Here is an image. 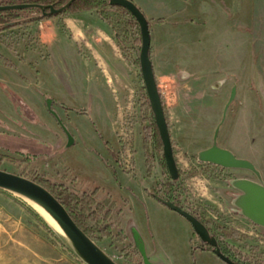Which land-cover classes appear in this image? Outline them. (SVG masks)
<instances>
[{"label":"rangeland","instance_id":"1","mask_svg":"<svg viewBox=\"0 0 264 264\" xmlns=\"http://www.w3.org/2000/svg\"><path fill=\"white\" fill-rule=\"evenodd\" d=\"M210 1V15L214 16L210 31L202 33L201 28L199 34L194 26L180 27V56L177 46L164 37L150 47L184 188L180 207L192 214L205 213L214 228L231 232L233 238L224 242L235 260L264 264V229L230 205L236 191L228 180L254 175L196 158L198 151L211 145L230 90L236 85V97L217 143L236 157L250 160L264 174V0ZM86 12L98 16L95 10ZM82 13H61L0 31V55L14 65L12 69L0 60V169L14 174L34 170L82 190L97 185L98 198L107 191L117 199L126 197L128 204L122 207L126 215L121 220L126 240L134 244V229L138 230L147 251L154 255V264H227L202 250L199 237L184 217L152 201L151 194L165 198L164 184L170 176L165 163L161 164L162 145L145 138L148 122L142 121L140 99L143 82L139 65L134 63L140 49L136 41L139 29L120 12L108 9L110 24L98 16L116 43L119 57L105 66L104 74H90L89 70L83 78L75 52L87 60L89 49L72 41V29L74 34L87 28L96 30V17L93 13L83 14L82 19L74 17ZM147 19L151 33L160 23L155 22L158 18ZM61 38L68 41L66 49L60 45ZM49 42L52 46L57 43L62 58L56 56L57 49H49ZM59 64L68 71L63 72ZM45 98L67 108L52 105L74 137L68 148L67 137L47 111ZM104 139L110 141L109 150ZM10 194L15 199L0 193V264H86L66 236L27 200ZM26 208L38 214L51 232ZM86 223L94 224L91 220ZM98 243L117 264H140L137 248L138 254L125 258L117 254L121 244L111 238Z\"/></svg>","mask_w":264,"mask_h":264},{"label":"water","instance_id":"2","mask_svg":"<svg viewBox=\"0 0 264 264\" xmlns=\"http://www.w3.org/2000/svg\"><path fill=\"white\" fill-rule=\"evenodd\" d=\"M73 1L74 0H69L59 8H54L53 5H48L46 7H48L49 11H43V15L56 16L61 14L72 4ZM109 5L123 7L131 14L135 22L138 24L140 34V49L138 55L140 75L162 144L164 163L169 176L171 179L175 180L178 178L179 172L173 156L170 133L153 70L152 60L149 56L151 36L148 19L132 0H109ZM29 6V4L2 5L0 6V11L8 9H23ZM40 7L44 10L43 6ZM214 87H218L217 82L214 84ZM235 97L236 85L232 86L230 90L227 102L223 107L221 118L213 131L211 145L198 151L196 158L198 162L210 163L223 169L248 171L254 175V178L234 177L228 180V185L236 191L230 200V205L240 216L248 219L254 226L264 229V180L260 170L250 160L236 157L229 149L223 148L217 143L220 128L226 119L227 111ZM50 102L51 99L46 98V105L48 108H50ZM51 112L56 116L57 121L66 134L67 142L65 148L70 147L74 143V137L62 124L56 113L52 110ZM0 189L16 194L20 197L28 198L42 207L58 224L63 234L69 240L73 251L86 264H117L111 256L104 252V250H102L74 222L63 204L41 184L21 175L0 169ZM154 197L164 206L184 217L189 222L200 241L210 246L216 257L227 264H234L221 252L216 238L210 234L203 222L196 218L192 213L184 210L173 202L159 196ZM133 239L134 244L138 248L142 257L143 264H154L148 258L144 243L136 232L133 234Z\"/></svg>","mask_w":264,"mask_h":264},{"label":"trees","instance_id":"3","mask_svg":"<svg viewBox=\"0 0 264 264\" xmlns=\"http://www.w3.org/2000/svg\"><path fill=\"white\" fill-rule=\"evenodd\" d=\"M69 0H0V6L2 5H13V4H29L30 6L23 9H8L4 11H0V31L5 30L7 28L27 24L38 20H44L46 18L52 17L48 15H43V11H49L48 5H53L54 7H61L66 4ZM40 6L44 7V10ZM227 10L229 6H226ZM113 10L115 12H120L128 17V23L139 29L138 24L135 22L134 18L131 14L121 6H110L109 0H74L72 4L63 12L67 13H79L95 10L100 17V19L106 23H112L111 17L108 15L107 11ZM156 23H164L166 20L164 18H158L155 20ZM149 30H150V20H148ZM117 44L120 46L119 35L115 36ZM136 41L140 42V39L137 38ZM123 49V47L121 48ZM149 56L151 59V49L149 50ZM0 60L8 67L14 68L13 63L7 58L0 55ZM136 65H139L138 60L136 59L134 62ZM21 78L28 82V80L21 76ZM158 86V84H157ZM159 93L161 95L162 105L164 108V114L166 121L168 123V114L165 106V102L163 96L161 94V90L159 89ZM141 112H142V121L148 124L145 126L146 136L145 138L148 140L157 141L158 145H162L159 139L158 131L156 125L154 123L153 114L150 109L149 101L145 94V89L141 87ZM148 130V131H147ZM104 144L107 145V149L109 150L110 141L108 139H104ZM118 161V160H117ZM161 164L164 165V161H161ZM6 171L5 169H1ZM23 177H26L30 180H33L46 189H48L66 208L70 216L73 218L74 222L102 249L103 247L99 245V240L104 238H111L112 240L121 244L118 249V256L129 258L136 253V246L126 240V236L123 232V228L121 226V220L123 221V217L126 214H122V207L128 204V200L126 197L119 196L118 199L112 194V192L107 191L102 198H98L97 192L99 190V186L92 187L91 190H82L76 187H69L63 181H55L49 178L46 174L36 172L34 170H30L26 173H20ZM165 190H163L164 197L167 200L172 201L173 203L180 205L182 202L180 199L182 197V193L184 191L183 183L179 179V176L176 180H172L168 177L167 182L164 184ZM0 193L15 199L11 194L3 189H0ZM120 200V201H118ZM118 202L121 204L118 205ZM23 205V204H22ZM25 207V206H24ZM49 232L51 230L46 226L40 216L36 214L33 210L26 208ZM194 215L201 222L205 224L210 234L214 236L217 241L219 248L223 254L228 256L235 264H248L247 261L238 258L235 260L233 258V254L228 244L224 242L227 238H233V234L230 232H226L222 227L212 225L211 220L205 213L199 214L195 213ZM117 220H116V219ZM87 220H91L94 222L93 225H88L86 223ZM112 242V241H111ZM203 249L210 250L211 248L207 244H201ZM138 249V248H137ZM104 252H106L104 250ZM108 254V253H107ZM140 254V252H139ZM141 256V255H140ZM140 264H143L142 257L139 260Z\"/></svg>","mask_w":264,"mask_h":264},{"label":"crops","instance_id":"4","mask_svg":"<svg viewBox=\"0 0 264 264\" xmlns=\"http://www.w3.org/2000/svg\"><path fill=\"white\" fill-rule=\"evenodd\" d=\"M146 15L147 18H164L166 22L162 24H158L155 27L153 31H151L150 36H151V45L154 46V40H157L160 37H164L168 42L173 43L177 46V52L179 53L180 56V27L182 28H188L191 29L192 26H194L199 34L201 28L202 33L207 29L210 31V26L212 20H214V16L210 15V10L212 8L210 4V0H132ZM184 3L188 4H193V6L188 7ZM181 5L183 7H181ZM93 12H85L82 13L81 15L78 14L74 16L76 19L79 17L80 19L83 18V14L90 15ZM208 13V16H204L202 14ZM96 17L93 21L95 22L96 30H91L89 28L82 30L81 33L77 32L72 29L73 34H72V41L75 43H82L85 45L86 49H89V54L88 59H84L85 55H80L78 51L76 50V66L78 65V71L82 75L83 78L88 75V72L90 70V74H104V69L105 66H107L110 63H113L118 61L119 54H117V45L112 39V36L107 34L106 30L108 29L107 26L105 25L104 22H102L96 13H93ZM82 17V18H81ZM78 29V28H77ZM189 33V31H186ZM43 33V32H42ZM157 33V34H156ZM156 34L154 37L153 35ZM198 34V35H199ZM158 35V36H157ZM48 35H42V37L46 38ZM43 38V39H44ZM68 41L63 40L62 38L60 39V45L66 49L68 46ZM50 43V42H49ZM197 44H201V41H197ZM196 44V45H197ZM49 49H57L58 55H56L59 58H62L61 53L58 50L57 43L54 42V46L51 45L49 46ZM169 49V47H168ZM169 51L170 50H166ZM65 52V51H64ZM151 53H152V48H151ZM153 65V63H152ZM63 72H67V67L62 64H59ZM92 70V71H91ZM154 70V68H153ZM67 74V73H66ZM155 74V73H154ZM67 83L71 85L72 88H76V85L73 83V81L69 78H67ZM81 83V82H80ZM94 110V109H93ZM96 112V110L94 111ZM98 113V112H96ZM261 171V174L264 179V174L263 171ZM153 201V200H152ZM140 238L142 239L141 233L134 229ZM144 239H142L143 241ZM144 243L145 251L150 259L151 262H154L153 256L150 251L148 252L147 244Z\"/></svg>","mask_w":264,"mask_h":264},{"label":"flooded vegetation","instance_id":"5","mask_svg":"<svg viewBox=\"0 0 264 264\" xmlns=\"http://www.w3.org/2000/svg\"><path fill=\"white\" fill-rule=\"evenodd\" d=\"M47 11V10H46ZM51 99V102H50V108H48L47 107V105H46V98H45V100H44V103H45V106H46V109H47V111L54 117V119H55V121H56V123L58 124V126L61 128V126H60V124H59V122L57 121V118H56V116L54 115V114H52V112H51V110L52 111H54L55 113H56V115L58 116V118H59V120L61 121V118L59 117V115L57 114V112L52 108V105H57V106H60L61 108H63V109H67L66 107H65V105L62 103V102H58L57 100H54V99H52V98H50ZM71 108H69V110H70ZM164 109V108H163ZM27 115H29V114H27ZM27 115H24V117H26V118H28L27 117ZM62 122V121H61ZM155 123V122H154ZM62 124L66 127V125L62 122ZM67 128V127H66ZM68 129V128H67ZM61 130H62V128H61ZM63 131V130H62ZM69 131V130H68ZM64 132V131H63ZM65 134V133H64ZM66 135V134H65ZM73 136V135H72ZM261 172V171H260ZM263 177V176H262ZM264 180V179H263ZM163 194V193H162ZM227 195H230V194H227ZM151 196H152V200L153 201H156L157 203H159V204H161V205H163L162 203H160L159 201H157L156 199H155V197L154 196H159V195H157V194H151ZM159 197H161V196H159ZM161 198H163V197H161ZM165 199V198H164ZM167 200V199H166ZM170 201V200H169ZM172 202V201H171ZM175 204V203H174ZM177 205V204H176ZM164 206V205H163ZM178 206H180V205H178ZM166 207V206H165ZM169 209V208H168ZM194 215V214H193ZM195 216V215H194ZM189 223V222H188ZM191 226V225H190ZM192 228V227H191ZM193 230V229H192ZM194 232V231H193ZM195 233V232H194ZM217 240V239H216ZM217 243H218V241H217ZM201 244H204V243H202L201 242ZM202 246V245H201ZM210 247V246H209ZM218 247H219V245H218ZM204 247H202V250H204L203 249ZM211 248V247H210ZM207 251H209V252H211L212 254H214L213 252H212V248L210 249V250H207ZM225 255V254H224ZM226 256V255H225ZM228 257V256H227ZM229 258V257H228ZM230 259V258H229ZM231 260V259H230ZM232 262H233V260H231ZM234 263V262H233ZM235 264V263H234Z\"/></svg>","mask_w":264,"mask_h":264},{"label":"bare ground","instance_id":"6","mask_svg":"<svg viewBox=\"0 0 264 264\" xmlns=\"http://www.w3.org/2000/svg\"><path fill=\"white\" fill-rule=\"evenodd\" d=\"M27 200V203L32 206L37 212H39L51 225L52 227L59 232L61 235H64L58 224L51 218V216L39 205L34 203L33 201L29 200L28 198L21 197Z\"/></svg>","mask_w":264,"mask_h":264}]
</instances>
